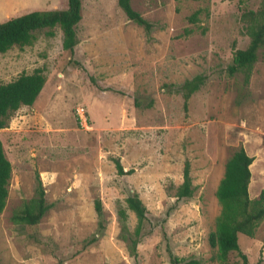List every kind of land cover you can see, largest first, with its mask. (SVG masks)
<instances>
[{"label":"rangeland","instance_id":"374dc122","mask_svg":"<svg viewBox=\"0 0 264 264\" xmlns=\"http://www.w3.org/2000/svg\"><path fill=\"white\" fill-rule=\"evenodd\" d=\"M130 1L153 24L149 38L127 20L117 0H81L72 57L62 49L59 27L52 37L47 29L37 31L31 45L0 54V84L36 69L45 76L33 105L19 108L0 130L12 168L0 213L1 264H170L169 251L222 264L208 237L220 212L217 186L240 147L254 158L250 198L264 190V51L247 86L241 74L227 73L233 43L244 49L249 42L241 14L257 10L263 0ZM65 8L67 0H0V23ZM196 11L197 22L190 23ZM200 74L208 79L185 111L182 95L166 85ZM134 97L152 106L135 107ZM114 159L132 173L119 175ZM185 161L195 192L175 204ZM35 172L50 209L37 227H21L12 216L34 196ZM131 193L159 224L139 244L136 262L120 239L117 219ZM97 199L105 228L96 246L81 251L96 233ZM127 214L133 231L135 215ZM239 246L248 264H264V220L253 238L239 237ZM238 261L229 256L230 264Z\"/></svg>","mask_w":264,"mask_h":264},{"label":"trees","instance_id":"16d2710c","mask_svg":"<svg viewBox=\"0 0 264 264\" xmlns=\"http://www.w3.org/2000/svg\"><path fill=\"white\" fill-rule=\"evenodd\" d=\"M118 7L125 14L128 21L141 27L149 38L154 28L153 24L142 17L131 6L130 0H117ZM81 0H67V8L47 11H32L19 17L9 18L0 23V54H5L14 46L24 47L32 44L34 34L37 31L47 29V35L53 36L52 30L59 27L62 32V49L68 52L70 57L74 55L78 44L76 27L81 20ZM198 11L188 17L190 23L197 22ZM244 31L249 39L244 49L235 48L227 73L230 76L242 75L243 86L249 84L255 63L260 51H264V0L257 10H244L241 14ZM185 34L191 30L186 29ZM81 67L78 62H72ZM81 69H83L81 67ZM207 75H196L184 81L180 85H166L168 91L181 94L183 107L187 111L191 95L197 92L207 81ZM89 81L100 89L95 78L89 76ZM45 84V76L41 69L34 70L31 74L22 73L14 80L0 84V130L7 127L9 117L22 106H32L42 91ZM112 90V89H108ZM113 91V90H112ZM118 92V91H114ZM123 94L122 92H118ZM135 107L147 108L152 106V101L144 104L139 98H133ZM254 158L249 156L243 147L237 149L227 160L224 174L216 189V198L220 205L219 215L215 220L214 230L209 234L208 242L211 249L215 250L216 258L222 264H230L229 256L235 254L239 261L233 264H248L247 257L240 250L239 237L253 238L259 224L264 220V190L257 198L249 196L251 182L250 166ZM119 175H128L132 171L124 172L118 159L113 160ZM11 163L6 157L0 140V213L3 211L8 197V182L11 177ZM34 196L25 201L13 214L12 222L21 227H37L40 220L50 209L46 203L45 189L42 185L39 173L35 172ZM195 187L190 175V164L185 161L182 171V182L176 188L174 194L175 204L192 198ZM126 209L117 210V219L120 224V239L126 244L128 255L135 262L138 258V246L144 238L151 235L158 222L153 223L148 216L146 207L138 194L131 193L126 199ZM94 210L97 216V229L92 237L83 241L81 251L96 246L104 231V220L100 200L94 201ZM131 211L136 218L133 231L127 225L128 214ZM169 216V212L166 213ZM165 219L159 221L164 223ZM161 224V225H162ZM170 264H201L196 259L179 258L169 251ZM1 264V262H0Z\"/></svg>","mask_w":264,"mask_h":264},{"label":"crops","instance_id":"0c3cea01","mask_svg":"<svg viewBox=\"0 0 264 264\" xmlns=\"http://www.w3.org/2000/svg\"><path fill=\"white\" fill-rule=\"evenodd\" d=\"M252 170V164H251V166H250V171ZM249 189H250V185H249Z\"/></svg>","mask_w":264,"mask_h":264}]
</instances>
